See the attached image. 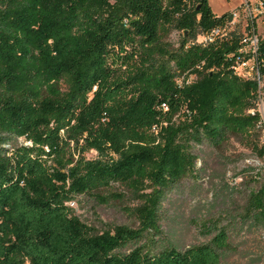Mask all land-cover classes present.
<instances>
[{
	"label": "trees",
	"instance_id": "trees-1",
	"mask_svg": "<svg viewBox=\"0 0 264 264\" xmlns=\"http://www.w3.org/2000/svg\"><path fill=\"white\" fill-rule=\"evenodd\" d=\"M231 17L209 0H0V264H221L224 227L180 249L161 243L160 212L196 170L195 146L260 121L262 89L234 71L242 29L196 42ZM257 64L264 77V38ZM250 174L240 217L264 229V165ZM116 187L138 200L140 227L96 233L70 203Z\"/></svg>",
	"mask_w": 264,
	"mask_h": 264
},
{
	"label": "rangeland",
	"instance_id": "rangeland-1",
	"mask_svg": "<svg viewBox=\"0 0 264 264\" xmlns=\"http://www.w3.org/2000/svg\"><path fill=\"white\" fill-rule=\"evenodd\" d=\"M259 1L264 4V0ZM240 4L241 0H209L211 9L218 16L237 9ZM258 20V31L264 36V18ZM241 21L245 28V20ZM182 39L183 34L173 30L164 38V45L176 49ZM261 89L258 110L264 108V78ZM254 143L259 148L264 145V127L257 126L251 137L229 136L219 148L208 144L195 146L193 152L199 156L196 170L169 190L162 204V244L186 249L207 243L211 235L207 234L206 228L217 224L227 230L231 242V249L223 255L221 264H264V229L251 221H242L240 217L248 194L258 186L253 174H241L264 165V156L255 150ZM87 157L97 158L98 153L91 151ZM102 195L107 199L106 203H100L92 196L80 197L72 203L75 215L84 224L96 233L119 225L140 227L132 211L139 202L129 190L116 187Z\"/></svg>",
	"mask_w": 264,
	"mask_h": 264
},
{
	"label": "built area",
	"instance_id": "built-area-1",
	"mask_svg": "<svg viewBox=\"0 0 264 264\" xmlns=\"http://www.w3.org/2000/svg\"><path fill=\"white\" fill-rule=\"evenodd\" d=\"M231 21L225 25L214 29L212 32L206 35H200L196 39V42L204 46L216 44L225 40L231 31H234L237 27H240L243 32L241 40V49L239 53L241 58L238 59L234 66L236 75L244 79L256 80L261 88L262 77L259 66L257 64V54L261 40L264 38L258 31V18H264V4L259 0H241L240 6L231 11ZM245 20V28H242V21ZM252 115L256 112L250 111ZM260 121L258 127H264V108L258 110ZM73 207V204L70 203Z\"/></svg>",
	"mask_w": 264,
	"mask_h": 264
}]
</instances>
